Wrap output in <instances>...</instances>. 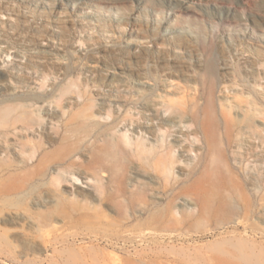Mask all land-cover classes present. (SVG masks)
I'll list each match as a JSON object with an SVG mask.
<instances>
[{
    "label": "rangeland",
    "instance_id": "1",
    "mask_svg": "<svg viewBox=\"0 0 264 264\" xmlns=\"http://www.w3.org/2000/svg\"><path fill=\"white\" fill-rule=\"evenodd\" d=\"M109 1L0 0V264H264V0Z\"/></svg>",
    "mask_w": 264,
    "mask_h": 264
},
{
    "label": "bare ground",
    "instance_id": "2",
    "mask_svg": "<svg viewBox=\"0 0 264 264\" xmlns=\"http://www.w3.org/2000/svg\"><path fill=\"white\" fill-rule=\"evenodd\" d=\"M46 1H49L51 4H52V2H57L59 5L58 7L66 6L68 3L74 4V5L78 4L79 8L82 11H84V10L88 11V9L87 8L85 9L84 6L90 5V0H46ZM198 1L199 0H114V1H109L107 3L121 5V4L126 3V2H131L132 4H134V5L136 4L137 6H139V8H142V6L144 4H149L150 6L153 7V9H155L157 11L158 18H156V21L159 23L158 27L168 29V28H170V22L173 23L176 20L174 19V20H170L169 23H164V21H162L164 19V13L165 14L168 12H174L177 14L178 13H180V14L196 13L197 12L196 4L198 3ZM204 1H207L208 3L213 4L214 7L217 9V15H218L217 18L219 19V23L221 25L224 26V23H225V24H228L231 26L232 24L235 23L233 19L227 17L226 15L224 16V12L222 11L224 9V4H225L224 0H204ZM57 3H56V5H57ZM94 6L96 9H99L98 5H94ZM135 11H137V10H135ZM89 12H91V11H89ZM126 23L128 25L131 24L133 27H136L138 24V19L130 17L128 22H126ZM152 30L153 31H151V32L155 36L159 37V39H163L160 37L161 35L159 34V31H157L155 28H152ZM139 35H140V33L137 30H135L133 33V36H139ZM171 37H174V36L171 35ZM252 40H254V39H252ZM6 113H7V111H6Z\"/></svg>",
    "mask_w": 264,
    "mask_h": 264
}]
</instances>
